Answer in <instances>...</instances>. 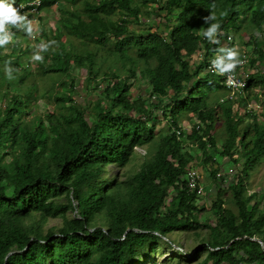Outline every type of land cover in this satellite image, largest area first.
<instances>
[{"label":"trees","instance_id":"1","mask_svg":"<svg viewBox=\"0 0 264 264\" xmlns=\"http://www.w3.org/2000/svg\"><path fill=\"white\" fill-rule=\"evenodd\" d=\"M27 1L8 0L13 6ZM59 1L40 0L37 10ZM63 1L70 5L58 10L52 30L39 24L40 42L56 43L40 52L43 62H32L41 75H68L71 66L79 67L85 84L61 82L53 103L66 110L54 115L46 109L29 120L34 89L8 97L7 83L0 94V264H135L161 238L171 244L175 231L189 232L199 242L185 256L190 264H264V202L246 192L249 172L264 155V111L260 119L250 110L235 116L233 103L245 106L243 98L210 99V93L223 91L220 77L206 73L202 61L190 62L196 50L205 55L218 50L241 28L250 37L262 33L264 0ZM211 11L217 16L213 22L221 24L219 43L200 34L209 27L203 17ZM63 32L105 55L72 51L71 41H61ZM246 44L252 46L251 62L264 66L263 38ZM19 53H0V63L21 71L13 90L30 73L16 61ZM133 79L148 90L132 94ZM252 85L264 101V74L250 75L244 90ZM213 105L223 123L219 147L212 134ZM181 115L198 121L199 131L177 136L171 127L177 129ZM159 117L166 120L162 133L153 128ZM154 137L152 152L143 150L147 155L134 172L105 177L108 165L124 167L133 148ZM188 142L194 147L185 149ZM196 158L200 169L210 164L212 186L203 187L204 206L196 187L186 186ZM221 159L236 168L226 183L216 177ZM226 191L232 208L225 206ZM67 211L73 215L67 217ZM56 217L61 225L43 231L42 223Z\"/></svg>","mask_w":264,"mask_h":264},{"label":"rangeland","instance_id":"2","mask_svg":"<svg viewBox=\"0 0 264 264\" xmlns=\"http://www.w3.org/2000/svg\"><path fill=\"white\" fill-rule=\"evenodd\" d=\"M70 4L65 3L63 0L59 1L58 5H54L50 8H47L45 11L38 13L39 16H42V20H31L33 21V35L29 37L26 32L23 30H18L16 32H12L13 36L15 37L16 46L14 44H11L10 42L5 44L4 46L0 47L3 54L4 52H8V50H14L17 49V47H20L19 50L25 52L24 54H19V60L20 63H25L29 67L30 73L26 74L23 78L19 89H11V87L15 86V80L19 74H21V71L19 67L14 68L13 64L11 62L7 63H0V94L5 91L6 84L8 83L10 87L6 90L8 93V97L11 95L21 94L24 91L29 90L30 88L34 89V96L35 98H32L31 102L28 104L32 109L30 110L29 114L25 116L26 120H29L30 118L34 117L36 118L39 114H42L46 109L50 112H52L54 115H57L60 112H64L66 110V107L63 103H60L59 105L53 103V95L60 91V83L65 82L66 87L69 81H73L75 83V87L83 88L85 84V72L83 69H80L79 67L71 66L69 70L68 75H62L61 73H48V74H40L39 73V66L32 62V55L38 51L37 46L41 44L39 39H41L39 34V24H42V27L47 30H52L54 27V19L58 16V10H61L62 7L66 6L68 7ZM74 8H78L80 6L79 2L72 5ZM54 18V19H53ZM141 20L144 22L146 21L144 17L141 18ZM37 25V29H36ZM140 27H144L141 25ZM153 29V28H151ZM64 35L61 38V41H71L73 43V50L72 51H80V52H96L97 58L102 57L105 55L104 49L100 48H93L95 46L88 45L84 46L73 40L67 32H63ZM239 33L243 35V37L248 36V32L245 30L240 29V31L237 32L235 35V41L242 42V40H239ZM9 46V49L6 48ZM27 59V60H26ZM110 59V57L106 58V60ZM197 60V59H195ZM6 62V61H3ZM6 66L13 69L11 76L12 78L9 79L8 75L6 74ZM127 64L125 65V67ZM119 68V64H118ZM120 73H124L123 68H119L118 70ZM64 87V86H63ZM202 87H206L202 85ZM142 89V90H141ZM148 90L147 85L145 82H141L138 79H133V84L131 86V93L134 94L137 91H143ZM208 92L212 91L209 89H205ZM258 87L251 86V88L248 91H244L242 94H239L243 98V103L245 106H237L236 103H233V111H235L236 115L239 116L243 111L250 110L253 114H257L260 111H264V101L263 98H258L257 100L255 98V95L258 93ZM47 91H49L47 93ZM43 92V95L41 93ZM142 93V92H141ZM143 94V93H142ZM229 94V93H228ZM72 95L74 96V93L72 92ZM225 95V92L223 91H216L214 93L209 94V98L213 99V101L216 100V98L223 97ZM33 96V97H34ZM238 96V95H237ZM232 97H236L234 94ZM34 99V100H33ZM81 100V99H79ZM213 108L215 110V117H214V123H213V138L215 139L216 147H219L224 136L223 132V123H222V117L220 115V110L218 109L217 105H213ZM234 113V115H235ZM261 113V112H260ZM259 113V114H260ZM235 115V116H236ZM187 117V118H186ZM189 116L181 115L179 117L178 125L183 128V130H186L193 121L192 118L189 120ZM257 118L260 119V116L257 115ZM244 121H247V117L244 116ZM260 122V121H259ZM154 130L159 131L162 133L165 130V122L164 119L161 117L158 118L157 121H154ZM22 128V125H21ZM157 138L154 137L151 140V143H149L147 146H141L138 147L139 151L134 150V153L130 159V161L122 168L117 169V167L108 165L106 167L105 171V177H111L113 175H118L119 178H123L127 174H131L134 172L143 157H145L147 154H143V150H148V152H152V149L154 148L155 142ZM186 149H190V147H194V144L191 142H188V144H184ZM192 153V152H190ZM1 157H4L3 154H0ZM199 158L194 159L191 162V167L194 169H200L199 166ZM229 165V160L221 159L220 160V167L223 170H225ZM234 167V165H232ZM237 169L241 168L240 163L238 165L236 164ZM201 173L202 178L199 179L201 185L205 188H211L212 181L209 177V169L210 164L201 167ZM236 168H234L233 173H235ZM246 192L251 193L255 192L256 199H260V201L264 202V155L260 157L257 164L253 166V168L250 170L249 175L246 179ZM229 193L226 191L223 194V200H225V206L231 207V204L228 201ZM262 202V203H263ZM202 205H208V199L206 198L205 192L203 190L202 194ZM73 215V212L67 211L66 216L70 217ZM61 225V219L59 217L56 218H47L42 223V230L45 231L47 228H51L52 230H56ZM166 239L161 238L156 242V244L149 250H147L145 253H142L140 256L137 257L135 264H190V262H187L185 260V256H188L190 252L199 246L198 240L194 239V237L189 232H179L175 231L169 234V240L171 244L165 243ZM203 257V253L199 254V258Z\"/></svg>","mask_w":264,"mask_h":264},{"label":"clouds","instance_id":"3","mask_svg":"<svg viewBox=\"0 0 264 264\" xmlns=\"http://www.w3.org/2000/svg\"><path fill=\"white\" fill-rule=\"evenodd\" d=\"M39 2H40V0H39ZM24 6H28L29 8L24 9ZM37 6H38V4L37 5L31 4L30 0H28L27 2H25L23 4H17L15 6H13V3H9L8 0H0V47L4 46L5 44H7L9 42L11 44H14V46H16V42H15L16 36H13V33L18 31V30H23L24 32H26V34L29 37H31L33 35L34 28H33V21H31V20H35V19H36V21L38 20L37 17L39 16L38 15L39 12L37 10ZM215 7H216V5H215V3H213L211 5V8L215 9ZM29 13H31L30 16H28ZM203 20L205 23L209 24V27L206 30L202 29L200 34L212 43H219V41L216 39V37L219 33V30L221 29V24L218 22H213V21L217 20V16H216L215 12L211 11L207 16L203 17ZM36 29H37V25H36ZM9 30L12 31L13 33H11ZM227 36L230 37V41H227V39H226ZM227 36L225 37V41L223 42V44L221 45V47L218 50L212 51L210 53H206V55H205L204 49L200 48V49L196 50L195 53H193L190 57V62H194L195 64H198L200 61H202L203 70L206 73L214 74V75H217L220 77V79H221L220 83L222 84L223 92H225V95H227L228 91L224 88L223 74L233 73L234 70L236 69L237 65L242 63L239 60L240 55L238 53L237 47H241L243 49L244 54L246 55L247 65L249 67H253L254 64L257 63V70L255 72L249 73L248 76L245 78V86H246V79L250 75L255 74V73L264 74V66L258 60H254L253 62H251L249 57H250V54L252 52L251 51L249 52V50H252V46L246 44V42L251 41L254 38V36H256V39H262L263 35L261 33H257L255 35L253 34L252 35L253 37H250V35L243 37L241 43L238 41H235V39H234L235 37H231L230 34ZM263 40H264V38H263ZM55 43H56L55 41H50L49 43L41 42V44L37 46L38 51L32 55L31 59L33 61L43 62L44 58L42 55H40V52L47 51L48 48ZM6 48L9 49V46H7ZM19 48L20 47H17V49H14V50L12 49V50H13V52L16 53L17 51H21V50H19ZM12 50H8V52H10ZM8 52H4L3 54H7ZM0 53H2L1 48H0ZM24 53L25 52L21 51V53H19V54H24ZM19 54L17 55L16 61L20 62ZM14 56L15 55L13 54V57ZM195 59H197V60H195ZM21 64L25 65L24 61ZM209 66H212V68L215 71L209 72V70H208ZM12 71H13L12 68L6 66V74L8 75L9 79L12 78V76H11ZM227 82L229 84L232 83L231 77H229V80ZM255 87H258V86H255ZM258 89H259V91H261V89L259 87H258ZM244 91H246V88ZM225 95L223 97H220L219 101L221 98H224ZM151 99H154L153 95L151 96ZM260 112H262V111H260ZM260 112H258L256 114V118H257V115L260 116V114H261ZM232 113H235V111H233ZM192 120L193 121L191 122V124L194 121H196L194 118H192ZM164 122L166 123L165 119H164ZM177 129L181 130V127L178 125ZM177 129H174L173 127H171L172 131L177 130ZM198 131H199V129H198ZM184 148H185V145H184ZM197 171L201 172V169L197 170Z\"/></svg>","mask_w":264,"mask_h":264},{"label":"built area","instance_id":"4","mask_svg":"<svg viewBox=\"0 0 264 264\" xmlns=\"http://www.w3.org/2000/svg\"><path fill=\"white\" fill-rule=\"evenodd\" d=\"M30 3L33 5H37L39 3V0H30ZM263 38H264V28L262 30ZM227 41H230V37L227 36ZM238 48V53L240 55L239 60L242 62L240 64L237 65L236 69L234 70L233 73H225L223 74V84H224V88L228 91L227 95H225L224 98H221L220 101L222 99H232L234 100L237 95L239 96V94H242L244 92V86H245V78L248 76L249 73L255 72L257 70V63L254 64L253 67H249L247 65V59H246V55L244 54V51L241 47H237ZM209 72H213L215 71L212 66L208 67ZM229 77H231L232 79V83L229 84L227 81L229 80ZM261 91L258 90L257 93V97L258 98H263L261 96ZM235 95L236 97H232V95ZM200 128V124L197 121H194L186 130H183V128H181V130L177 129L174 130L176 135L179 136L180 132H183L185 134L190 133L191 129H195L198 130ZM134 149L136 151H139V149L137 147H134ZM229 164H231L229 162ZM233 171H234V167L231 165H229L225 170H223L222 168H219V170L216 172V177L220 178L222 180V182L226 183L228 181H230L231 179V175H233ZM202 178V173L197 171L196 169H188L186 175H185V179H186V186L188 188V190H192L194 187H196V194L197 195H202L203 194V186L201 185L199 179Z\"/></svg>","mask_w":264,"mask_h":264},{"label":"water","instance_id":"5","mask_svg":"<svg viewBox=\"0 0 264 264\" xmlns=\"http://www.w3.org/2000/svg\"><path fill=\"white\" fill-rule=\"evenodd\" d=\"M260 243V242H259Z\"/></svg>","mask_w":264,"mask_h":264}]
</instances>
